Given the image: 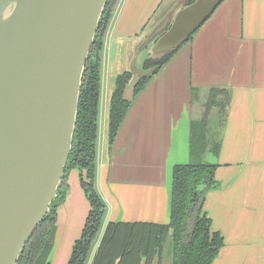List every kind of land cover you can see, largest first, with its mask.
Returning <instances> with one entry per match:
<instances>
[{
  "label": "crops",
  "instance_id": "crops-1",
  "mask_svg": "<svg viewBox=\"0 0 264 264\" xmlns=\"http://www.w3.org/2000/svg\"><path fill=\"white\" fill-rule=\"evenodd\" d=\"M185 2L121 0L108 28L96 172V189L107 206L103 226L109 221L168 222L172 168L190 162L194 109L200 112L199 102L208 108L214 93L225 112L217 131L219 153L209 158L217 164L214 176L220 185L206 192L204 209L224 244L211 264H264V0H223L134 97L113 143L108 142L117 71H131L137 78V53ZM122 55L127 58L121 67ZM210 107L216 115L222 106L214 102ZM68 185L57 209L49 264L67 263L89 209L76 170ZM170 252L168 242L162 264H170Z\"/></svg>",
  "mask_w": 264,
  "mask_h": 264
},
{
  "label": "water",
  "instance_id": "water-1",
  "mask_svg": "<svg viewBox=\"0 0 264 264\" xmlns=\"http://www.w3.org/2000/svg\"><path fill=\"white\" fill-rule=\"evenodd\" d=\"M222 1L177 6L137 53L135 75L147 60L178 50ZM105 2L0 0V264H16L56 197Z\"/></svg>",
  "mask_w": 264,
  "mask_h": 264
},
{
  "label": "trees",
  "instance_id": "trees-1",
  "mask_svg": "<svg viewBox=\"0 0 264 264\" xmlns=\"http://www.w3.org/2000/svg\"><path fill=\"white\" fill-rule=\"evenodd\" d=\"M120 2H105L83 69L72 146L56 197L26 241L16 264H49L47 257L56 230L57 209L66 198L72 170L77 171L89 209L66 264H162L168 241H171V264H211L224 244L221 234L212 229L204 209L206 192L220 185L214 176L217 164L204 157L207 152L217 156L221 145L219 136L209 139L206 118L192 120L190 162L172 168L168 222L109 221L103 226L106 204L96 189L101 72L105 37ZM176 51L158 60H147L144 72L136 79H132L133 73L128 70L115 77L108 108L109 144L113 143L134 97ZM130 83L132 92L128 98L125 93ZM214 102L224 109L222 101L214 100L213 93L207 104L214 106Z\"/></svg>",
  "mask_w": 264,
  "mask_h": 264
},
{
  "label": "rangeland",
  "instance_id": "rangeland-1",
  "mask_svg": "<svg viewBox=\"0 0 264 264\" xmlns=\"http://www.w3.org/2000/svg\"><path fill=\"white\" fill-rule=\"evenodd\" d=\"M184 1V0H183ZM171 17V16H170ZM168 23H169V21H166L165 23L163 22V24H161L160 26H159V28L156 30V31H163L166 27H167V25H168ZM158 32V33H159ZM157 33V34H158ZM195 34L196 33H194L193 35H192V38L191 39H193V37L195 36ZM156 35V34H155ZM154 35V36H155ZM153 36V37H154ZM152 39V38H151ZM150 39V40H151ZM150 40H148V42L150 41ZM148 42H146V44L148 43ZM126 55L124 56V55H122L121 57H120V61H119V65H121V67L123 66V65H125V61H126ZM134 69V68H133ZM117 71V70H116ZM120 71H122V68H120L118 71H117V73L118 74H120L121 72ZM137 72L138 71H136L135 70V74H137ZM131 87H132V84H130V87H128L127 89V91H126V94H130V90H131ZM195 97V96H194ZM199 97L198 98H195V100L196 101H198L199 102ZM198 106H200V110H199V108H198V110L200 111V112H198L197 110H195L194 109V111H195V115H194V117L195 118H193V121H198V120H200V119H202V118H206L207 120H208V130H207V135H208V137H209V139H214V137H215V139H217L218 138V136L220 135V133H218L217 131H218V129H219V127H220V125H222V121L224 120V110H222V109H220L218 112H217V114L215 115V113H214V107L212 108V107H206L205 105L204 106H202V104L199 102L198 104H197ZM217 128V129H216ZM216 129V132L214 133V130ZM215 135V136H214ZM209 158H211V159H214V157H213V155H212V153H210V152H207V154L205 155V157H204V159L206 160V161H208V162H210L209 161ZM211 190V189H210ZM206 195V194H205ZM106 212H107V206H106Z\"/></svg>",
  "mask_w": 264,
  "mask_h": 264
},
{
  "label": "flooded vegetation",
  "instance_id": "flooded-vegetation-1",
  "mask_svg": "<svg viewBox=\"0 0 264 264\" xmlns=\"http://www.w3.org/2000/svg\"><path fill=\"white\" fill-rule=\"evenodd\" d=\"M99 236H100V235H99ZM98 241H99V239H98ZM168 242H169V244H170L171 241H168ZM97 243H98V242H97ZM167 244H168V243H167ZM167 244H166V246H165V250H166ZM165 250H164V251H165Z\"/></svg>",
  "mask_w": 264,
  "mask_h": 264
}]
</instances>
